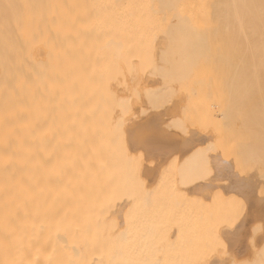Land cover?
Listing matches in <instances>:
<instances>
[{"label":"bare ground","instance_id":"6f19581e","mask_svg":"<svg viewBox=\"0 0 264 264\" xmlns=\"http://www.w3.org/2000/svg\"><path fill=\"white\" fill-rule=\"evenodd\" d=\"M157 56L223 57L263 89L264 0H0V264H139L115 246L126 202L105 208V87L133 84ZM193 81L214 80L196 71ZM160 128L128 127L127 141L203 153V134ZM207 160L246 205L222 238L238 259L264 198L229 160ZM76 177L87 183L78 194Z\"/></svg>","mask_w":264,"mask_h":264},{"label":"rangeland","instance_id":"374dc122","mask_svg":"<svg viewBox=\"0 0 264 264\" xmlns=\"http://www.w3.org/2000/svg\"><path fill=\"white\" fill-rule=\"evenodd\" d=\"M150 58L135 65L133 84L105 87V208L113 200L126 202L115 246L124 259L139 264H264V215L250 214L243 256L237 259L234 245L223 242L243 219L246 205L226 187L229 180L211 179L207 160H229L236 174L252 177L264 198V88L247 85L237 72L240 66L224 63L223 57ZM196 71L214 81L194 82ZM142 124H157L164 134L171 127L182 132L180 139L201 133L203 153L197 159L190 151L172 153L161 162L146 146L128 143V127ZM148 168L154 172L149 182ZM76 180L78 194L87 183L85 177ZM194 185L208 188L196 192ZM105 229L115 227L107 221Z\"/></svg>","mask_w":264,"mask_h":264},{"label":"crops","instance_id":"0c3cea01","mask_svg":"<svg viewBox=\"0 0 264 264\" xmlns=\"http://www.w3.org/2000/svg\"><path fill=\"white\" fill-rule=\"evenodd\" d=\"M151 153H152V151H151ZM173 152H167V151H158L155 155L157 156V157H159L160 158V161L162 162L164 159V157L166 156H169L170 154H172ZM152 154H154V153H152ZM150 170H152L151 168H150ZM152 173H153V175H154V172H153V170L151 171ZM153 175H151V177L149 178V180H147V182H149V181H151L152 180V178H153ZM206 188H208V186H205V185H194L193 187H192V189L194 190V191H196V192H201L202 193V191L203 190H205ZM246 250V249H245ZM245 252V251H244ZM243 252V253H244ZM242 253V254H243ZM241 254V255H242Z\"/></svg>","mask_w":264,"mask_h":264}]
</instances>
